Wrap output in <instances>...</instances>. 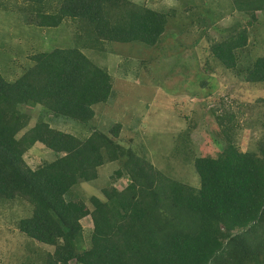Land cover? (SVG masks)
Returning a JSON list of instances; mask_svg holds the SVG:
<instances>
[{
    "label": "trees",
    "instance_id": "16d2710c",
    "mask_svg": "<svg viewBox=\"0 0 264 264\" xmlns=\"http://www.w3.org/2000/svg\"><path fill=\"white\" fill-rule=\"evenodd\" d=\"M14 1L39 28L69 19L98 42L156 47L169 17L129 0ZM234 4L250 17L264 11V0ZM247 44L248 32L241 29L210 51L233 71ZM29 61L13 81L0 74V198L28 202L32 213L15 221L17 231L54 249L41 261L19 264H264V141L257 151H242L226 136L219 155L195 159L199 186L191 187L122 148L116 142L120 124L107 133L93 130L84 140L44 120L30 127L25 108L36 107L87 125L93 107L108 101L112 82L77 47L39 52ZM246 72L248 82L264 83V55ZM35 144L55 157L32 169L24 155ZM121 157L126 160L115 174L127 176L123 189L104 187L102 198H89L90 207L72 197L73 188L96 180L100 167ZM86 217L92 228L88 246L80 249Z\"/></svg>",
    "mask_w": 264,
    "mask_h": 264
},
{
    "label": "rangeland",
    "instance_id": "374dc122",
    "mask_svg": "<svg viewBox=\"0 0 264 264\" xmlns=\"http://www.w3.org/2000/svg\"><path fill=\"white\" fill-rule=\"evenodd\" d=\"M157 12L168 13L164 34L156 47L140 43L98 42L65 19L57 28L31 24V15L14 0L0 7V74L13 81L29 65V57L55 48L77 47L111 76L112 92L106 103L93 107L87 125L52 117L40 107L25 108L31 127L40 120L80 140L92 131L121 129L116 142L150 162L167 177L194 188L198 157H216L230 142L242 151H257L264 141V83L247 81L246 69L264 55V11L253 17L235 10L234 0H129ZM246 29L248 44L239 53V66L227 70L216 62L210 48ZM28 126V127H29ZM21 135V134H20ZM19 135V136H20ZM262 140V141H261ZM54 152L35 144L24 160L32 169L53 160ZM126 157L106 162L98 178L73 188L72 197L102 198L101 190H118L127 176L118 178ZM32 206L21 198H0V264L44 259L53 247L31 241L17 231L15 221L29 217ZM88 246L92 222L81 221Z\"/></svg>",
    "mask_w": 264,
    "mask_h": 264
},
{
    "label": "clouds",
    "instance_id": "9594fccd",
    "mask_svg": "<svg viewBox=\"0 0 264 264\" xmlns=\"http://www.w3.org/2000/svg\"><path fill=\"white\" fill-rule=\"evenodd\" d=\"M40 244V243H39ZM43 245V244H42ZM54 249V248H53ZM48 253H50V252H48ZM52 253V252H51Z\"/></svg>",
    "mask_w": 264,
    "mask_h": 264
}]
</instances>
